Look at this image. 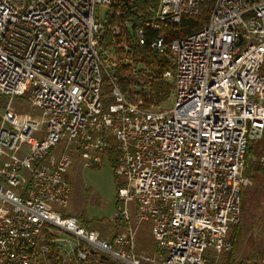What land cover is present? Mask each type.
<instances>
[{
  "label": "built area",
  "instance_id": "built-area-1",
  "mask_svg": "<svg viewBox=\"0 0 264 264\" xmlns=\"http://www.w3.org/2000/svg\"><path fill=\"white\" fill-rule=\"evenodd\" d=\"M204 2L158 0L145 26L172 30ZM114 3L0 0V264H48L51 248L59 258L115 264H213L231 250L246 149L264 136V0H212L200 31L148 43L172 58L163 74L174 84L170 109L132 104L112 79L115 55L100 42L119 36L108 19ZM96 7L106 8L102 19ZM144 32L134 29L139 45ZM26 93L38 117L11 110ZM109 150L123 182L115 217L129 220L132 205L135 221L150 223L159 256L137 255L130 229L107 240L57 210L69 205L72 156L92 167Z\"/></svg>",
  "mask_w": 264,
  "mask_h": 264
},
{
  "label": "rangeland",
  "instance_id": "rangeland-1",
  "mask_svg": "<svg viewBox=\"0 0 264 264\" xmlns=\"http://www.w3.org/2000/svg\"><path fill=\"white\" fill-rule=\"evenodd\" d=\"M21 5V3H19ZM105 7H96L95 17L103 18ZM27 93L13 99L11 110L21 116L38 117L40 111L26 103ZM7 98L0 97V115L3 112ZM173 95L159 109H170ZM264 139V136L262 137ZM260 139V140H262ZM60 149H56V154ZM264 161V157H260ZM253 160V158H249ZM70 184L69 205L65 209H57L62 215L74 216L80 223L107 240L118 234H126L127 229L133 231L134 249L141 257H156L155 243L151 235L150 223H138L134 219L132 205L126 206L129 220L116 219L118 212L117 189L123 182L118 179L109 160L104 157L97 166L85 167L81 159L72 156L71 165L67 171ZM246 196V217L242 223L244 231L232 255L231 264H253L264 258V175L251 174L244 189ZM124 208V207H123ZM131 219V220H130ZM128 223V224H127ZM245 225V226H244ZM69 252V251H68ZM58 264H114L104 263L91 258L86 262H77L72 256L59 258ZM226 253L213 255V264H225ZM42 264V263H40ZM48 264H52L48 262Z\"/></svg>",
  "mask_w": 264,
  "mask_h": 264
},
{
  "label": "trees",
  "instance_id": "trees-1",
  "mask_svg": "<svg viewBox=\"0 0 264 264\" xmlns=\"http://www.w3.org/2000/svg\"><path fill=\"white\" fill-rule=\"evenodd\" d=\"M114 6L115 10L120 12V16H116L114 10L108 13V19L109 24L119 27V36L113 37L111 34L106 33L100 42L102 46L111 49L115 55L116 68L112 71V79H114L123 94L128 95L131 92L129 98L132 104L143 109H159L161 104L168 101L173 95L174 84L164 80L163 74L166 71H172L174 64L168 50L163 54H158L149 48L148 43L156 37H163L164 41L169 43L176 38L200 31L208 22L212 0H205L196 16L186 17L178 27L163 31H155L145 26L154 17L158 0H115ZM126 23L127 27L125 26ZM137 27H142L145 30V45H139L134 37L133 32ZM134 69H139L140 74L133 75ZM109 90L110 86L104 80L102 83L103 107L111 103L108 96ZM107 154L114 171L116 153L109 150ZM245 157L246 168L243 173L245 178H251V174L264 175V165L260 162V157H264V139L251 141L247 146ZM249 158H253V160H249ZM244 189L245 187L240 192L239 222L231 227L227 237L231 250L226 253L225 264H231L232 255L244 231L242 223H245L247 214V198L244 196ZM47 259L52 264H58L60 261L55 256L53 248L47 255Z\"/></svg>",
  "mask_w": 264,
  "mask_h": 264
},
{
  "label": "crops",
  "instance_id": "crops-1",
  "mask_svg": "<svg viewBox=\"0 0 264 264\" xmlns=\"http://www.w3.org/2000/svg\"><path fill=\"white\" fill-rule=\"evenodd\" d=\"M131 220V219H130ZM80 222V221H79ZM128 224V223H127Z\"/></svg>",
  "mask_w": 264,
  "mask_h": 264
}]
</instances>
